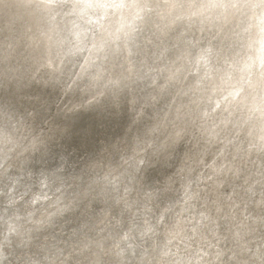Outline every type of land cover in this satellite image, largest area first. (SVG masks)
<instances>
[{
	"label": "clouds",
	"instance_id": "clouds-1",
	"mask_svg": "<svg viewBox=\"0 0 264 264\" xmlns=\"http://www.w3.org/2000/svg\"><path fill=\"white\" fill-rule=\"evenodd\" d=\"M78 81L129 137L66 174L17 105ZM0 97V264H264V0H0Z\"/></svg>",
	"mask_w": 264,
	"mask_h": 264
},
{
	"label": "bare ground",
	"instance_id": "bare-ground-1",
	"mask_svg": "<svg viewBox=\"0 0 264 264\" xmlns=\"http://www.w3.org/2000/svg\"><path fill=\"white\" fill-rule=\"evenodd\" d=\"M78 84L76 90L51 85L32 86L28 90V100L17 105L22 111H33V128L48 134L51 155L69 157L72 167L66 174L79 171L93 161H107L109 153L114 159L118 158L113 149L123 147L120 142L129 137L130 116L126 108L122 107L117 113L108 98L96 102L100 94L98 87L89 89L84 82L78 81ZM7 102L6 97H0V106ZM162 176L159 169H149L145 174L149 183Z\"/></svg>",
	"mask_w": 264,
	"mask_h": 264
}]
</instances>
